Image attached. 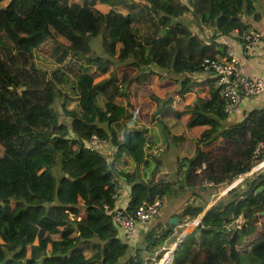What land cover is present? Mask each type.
Returning <instances> with one entry per match:
<instances>
[{
    "label": "trees",
    "instance_id": "16d2710c",
    "mask_svg": "<svg viewBox=\"0 0 264 264\" xmlns=\"http://www.w3.org/2000/svg\"><path fill=\"white\" fill-rule=\"evenodd\" d=\"M257 1L0 0V264L159 261L163 253L158 247L171 229L157 234L149 229L142 237L144 246L127 256L128 246L111 219L117 189L115 159L125 155L135 165L146 163L150 149L146 129L126 133L122 127L118 135L112 126L119 128V122L132 118L151 75L160 84L173 83L176 94L189 92L198 84L192 75L204 71L206 60L226 58L217 37L247 31L243 16L257 19ZM186 14L195 31L187 26ZM96 37L102 55L91 48L90 40ZM34 59L49 64L36 65ZM129 67L135 72L123 79L121 74ZM208 82L206 99L197 98L181 109L167 108L186 128L203 129L195 139L194 154L176 158L171 181L156 179L161 164L156 154L147 181L125 173L130 189L124 212L175 196L187 183L196 185L192 163L206 170L208 183L226 187L260 162L251 152L264 138V108L226 123L231 115L223 110L215 77ZM147 95L156 104L151 118L169 117L160 112L168 97ZM55 101L66 121L52 106ZM70 101L75 104L67 108ZM241 131L245 141L237 136ZM92 135L115 150H101L104 142L97 150L89 149ZM170 138L178 142L182 135ZM227 142L235 145L234 153L216 157L208 150ZM260 168L202 214L168 264H190L197 253L203 255L199 264H264ZM200 212L201 207L184 204L178 217L192 220Z\"/></svg>",
    "mask_w": 264,
    "mask_h": 264
},
{
    "label": "crops",
    "instance_id": "0c3cea01",
    "mask_svg": "<svg viewBox=\"0 0 264 264\" xmlns=\"http://www.w3.org/2000/svg\"><path fill=\"white\" fill-rule=\"evenodd\" d=\"M256 12L258 14L257 19H253L251 16H243L242 20L244 21V23L247 24V30H256L261 33L259 43L249 48H243L242 45L230 35L219 36L216 39L218 43L224 45L225 52L227 53V55L231 56L235 60V62L242 68V71L247 77H264V10L261 0H258L256 3ZM133 74L134 72L131 73L130 76ZM211 77L212 75L210 72L203 71L201 73L193 74L192 78L198 84L194 85L189 92L183 95L176 94L175 85L173 83L166 84L165 81H162V84H160L157 80V83L161 85L158 90L154 88L152 83H150V80L148 86L144 85L142 87L144 90V97L139 96L138 106L134 107L132 110V118L128 119L127 122L120 123L124 124V126L122 127H127L129 129H146V138L150 141V149L146 151V163L143 162L138 165H135L125 155L115 159L114 168L116 171L115 175L117 182L115 206L125 208L128 201L130 185L126 182L124 174L128 173L130 177H133L134 179H142L144 181H147L150 176V172L153 168V163H150V161L154 162L151 158L154 154L159 156L161 162L158 167L156 179H163L169 181L173 180L172 173L175 167L176 158L186 157L184 155L181 143L183 141H189L190 143L192 141H195V139L198 138L199 133L203 129L201 127L186 128L179 119H174L170 116V111L167 110L168 105L174 109H181L184 105H191V103L197 98L206 99L208 96V79H210ZM132 92L134 95L133 89ZM148 93H154L159 98H164L165 96L168 97V102L160 108V112L164 116L169 114V117L171 118L169 123H164L162 117L155 116L154 118H151L152 112L156 108V104H152L153 101L148 98ZM262 108H264V92H261L256 96L244 97L239 103L238 112L231 115L230 117H226L225 121L226 123L239 122L251 110ZM136 110L138 111L136 113H133ZM177 124H181L185 129L189 130L190 133H187ZM153 126L156 128L157 126H159L160 137H156L155 134L157 131L155 128L153 129ZM174 129H177V133L173 132ZM174 135H182V139H180L178 142L172 141L170 137ZM161 142L163 143V145L161 144ZM103 149L105 152H113L115 150V148L106 140L102 145L101 150ZM200 150L203 149L201 148ZM194 151L195 150L193 146L192 155L194 154ZM107 159L110 160V158ZM186 163L187 165H189L188 162ZM196 186L197 185L187 183L181 186L180 192L177 195L163 197L161 200L162 206L159 215L152 221L137 225L132 235H125L121 230L118 231V237L128 246L126 255H132L134 254L136 248L141 249L144 246V244L141 245L142 237L143 234L149 229H153L156 234L163 229H171L172 233L168 235L163 240V244L158 247V250L162 251L163 253L162 256L168 254L167 261L165 262V264H168V262H170L172 259L174 249L176 247L173 249L171 254H169L170 248L173 246L174 242L177 240L179 235L185 230L186 225L194 220H188L186 216L178 217V214L183 208V205L192 204L195 206H199L201 207L200 213H202L203 211H206L218 199L217 198L216 200L212 201L214 198L212 192L214 190L209 196L213 197L207 199V192L201 188H197ZM217 193L219 192L216 191V194ZM170 218H176V222L171 224L168 223V220ZM236 221H239L240 223L242 220L237 219ZM261 221L262 219H260L259 227L261 225ZM185 235L181 238V240L185 237ZM142 256L146 258L147 253H142ZM202 258V253H197L195 254V259L190 262V264H199ZM120 263H123V260H121ZM228 264H231V261H228Z\"/></svg>",
    "mask_w": 264,
    "mask_h": 264
},
{
    "label": "built area",
    "instance_id": "2783aa9c",
    "mask_svg": "<svg viewBox=\"0 0 264 264\" xmlns=\"http://www.w3.org/2000/svg\"><path fill=\"white\" fill-rule=\"evenodd\" d=\"M229 35L235 38L243 48H249L260 42L261 33L256 30L238 32L233 30ZM205 72H210L216 79L219 94L224 103V112L229 116L238 112L239 103L244 97H252L264 92V77H247L235 60L227 55L219 61L206 60L203 65ZM104 140L92 135L88 139V147L97 150ZM251 157L260 162L256 166L264 165V138L256 141ZM161 201L154 200L142 203L131 213L114 206L110 216L117 228L125 235H132L135 227L155 219L161 209Z\"/></svg>",
    "mask_w": 264,
    "mask_h": 264
},
{
    "label": "rangeland",
    "instance_id": "374dc122",
    "mask_svg": "<svg viewBox=\"0 0 264 264\" xmlns=\"http://www.w3.org/2000/svg\"><path fill=\"white\" fill-rule=\"evenodd\" d=\"M185 20L187 22V26L190 27L192 29V31H195V27L193 25V22L191 21V17H190L189 14L185 15ZM90 45H91V48H92V50H93V52L95 54H99V55L103 54L102 53V47H101V41H100L99 37L91 39L90 40ZM45 63L49 64L47 61H42L41 59H40V61H37L36 59H34V64H36V65H39V64L44 65ZM86 66H87V64L82 66L81 69L84 70L86 68ZM133 72H135L134 68L129 67L121 75H123V79H126V78H129L130 74L133 73ZM118 75H119V72H118ZM121 75H120V77H121ZM149 80H150V83H152V85L154 86L155 89L158 90L160 88L161 85L157 83V78H156L155 75H151ZM154 103L155 102H152V104H154ZM74 104H75L74 101H70L67 104V108H72L74 106ZM52 106L58 111V113L61 114L60 118L62 120H64V121H66V118L62 115L61 108H60V103L58 101H55ZM154 107H155V105H154ZM170 120H171L170 117H163V122L164 123H169ZM177 125L180 128H182L183 130H185L187 133H190V131L185 129L181 124H177ZM118 126H119V128L117 127V125L116 126H112V127L115 130V132L119 135L121 133V131L123 130L122 126H124V124L119 122ZM125 128H127V127H125ZM154 128L157 131L156 134H155L156 137L157 136L160 137L159 126H157V128L153 126V129ZM176 130L177 129H174L173 132L177 133ZM237 136L240 137L241 140L245 141L246 133L241 131V132L237 133ZM161 144L163 145L162 142H161ZM181 145H182V148H183L184 155L186 156V157H182V158H188V157H190L192 155L193 146H194V150H195V146H197V143L195 141H192L191 143L189 141H186V142L183 141L181 143ZM202 149L205 150L204 147H202ZM208 150L216 152V153H213L212 155H215L216 157H219L225 151L227 153H234L236 151V148H235V145L233 143H228L227 142V143H222V145H220V143H215L213 145H210ZM150 163H153L152 167H154V162L150 161ZM259 168H260V166H259ZM260 170H264V165L261 166ZM191 172H192L194 178L197 179V181H196V185L197 186L196 187L197 188H201V189H203L204 191L207 192V199L213 197V196L209 197L213 190L214 191L217 190L219 193L224 190L225 186L223 187L222 183L218 184L217 187H214L213 185H211V183H208V181L205 179L207 177L206 170L203 169L202 167L196 166L195 163H192ZM243 174H245V173H243ZM243 174L237 175L236 178H240ZM236 178H234V179H236ZM161 204H162V202H161Z\"/></svg>",
    "mask_w": 264,
    "mask_h": 264
},
{
    "label": "water",
    "instance_id": "95a60500",
    "mask_svg": "<svg viewBox=\"0 0 264 264\" xmlns=\"http://www.w3.org/2000/svg\"><path fill=\"white\" fill-rule=\"evenodd\" d=\"M165 29H163V31H164ZM130 130H132V129H129V128H127L126 129V133H128ZM259 167L258 166H256V165H254L249 171H247L245 174H243L240 178H236V179H233L232 180V182L229 184V185H227L225 188H224V190L223 191H221L220 193H218V194H216V191H213L212 193H213V196H214V198H213V200L212 201H214V200H216L217 198H219L223 193H225L228 189H230L233 185H235L237 182H239L240 180H242L243 178H245L247 175H249V174H251L253 171H255V170H257ZM203 212H205V211H203ZM202 212V213H203ZM202 213H200L193 221H191L190 223H188L187 225H186V228H185V230L179 235V237L177 238V240L174 242V244H173V246L170 248V250H169V254H171L172 253V251H173V249L178 245V243L180 242V240H181V238L185 235V234H187L190 230H191V228L199 221V219L201 218V216H202ZM262 214H264V211L262 212ZM176 222V218H170L169 220H168V223H175ZM167 258H168V254L167 255H165V256H162L161 257V259L156 263V264H164L166 261H167Z\"/></svg>",
    "mask_w": 264,
    "mask_h": 264
},
{
    "label": "clouds",
    "instance_id": "9594fccd",
    "mask_svg": "<svg viewBox=\"0 0 264 264\" xmlns=\"http://www.w3.org/2000/svg\"><path fill=\"white\" fill-rule=\"evenodd\" d=\"M160 259H161V258H160ZM160 259H159V260H160Z\"/></svg>",
    "mask_w": 264,
    "mask_h": 264
}]
</instances>
